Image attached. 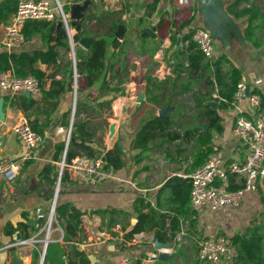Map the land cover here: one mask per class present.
Instances as JSON below:
<instances>
[{
    "label": "trees",
    "instance_id": "1",
    "mask_svg": "<svg viewBox=\"0 0 264 264\" xmlns=\"http://www.w3.org/2000/svg\"><path fill=\"white\" fill-rule=\"evenodd\" d=\"M258 1L234 0L228 7V11L237 19L246 18L250 21L254 17L246 35L264 15V8L261 6L259 8ZM19 2L20 0H0V26L9 21L12 14L16 12ZM134 2L135 0H124L120 10L90 9L78 24L71 25V36L65 32L63 24L61 27L59 26L61 23L59 18L53 20L28 19L23 26L26 42L39 35L42 44V48L35 49L32 53L24 49L25 44L20 49L9 50L0 43L5 49L0 52L1 70H12L16 76L21 77L32 75L38 78L43 85H46L47 80L51 79V85L44 90L41 100L35 96L27 97L24 93L5 95V110L8 107L22 110L32 128L45 135L46 128L49 127L52 115L59 108L61 100L74 93L77 74L78 83L79 81L83 83L77 88L76 109L67 156L69 159L77 155L102 157L105 165L113 167L116 173L124 167V148L119 140L111 148L97 143L95 137L100 124L96 122V118L103 116V109L111 108L115 99L126 95L125 82L128 72L124 73L125 55L128 53L127 45L131 43L125 35L126 32L117 36V29L120 25L127 23L126 20H123L125 14L127 19L136 16L133 13ZM159 3L160 0H153L145 4V9L156 12ZM65 10L68 11L69 7L65 6ZM193 11L194 14L182 23L179 24L177 21L172 23L174 28L170 36L171 45L164 50V60L172 67V74L162 80L152 74L147 76L146 101H142L141 105L150 103L153 108L151 114L143 120L142 126L137 130L130 144V150H138L132 156L136 163L144 161L150 153L161 150L171 161L182 162L181 169H184L190 156V153H186V151L199 131V120L205 111L190 161L192 164L195 160L193 169L201 166L213 152L216 137L221 136L224 132L223 119L218 113L212 115L214 107L210 102H218L216 111L235 109V94L238 84L243 79V72L235 64L230 68L234 63L230 58L220 81V63L227 62L222 58L216 65L218 70L216 69L212 74L211 64L205 59L193 40V30L186 32V28L193 25L196 19L197 6H194ZM166 13H161V16ZM149 15L151 16L152 13ZM90 20H95L99 29L89 28ZM144 21L145 19H140V22ZM263 21L264 19L259 21L248 36V40L257 48L264 44V35L261 30ZM162 24H164V18L161 17L159 24L153 25L152 28L157 30ZM84 37L93 38L87 48L80 44ZM148 39L150 37L145 40L141 39L144 42L143 48ZM72 50L76 53V64L70 56ZM155 52V49H150L152 55ZM119 61L123 62L116 72L115 67ZM41 64H46L47 70L51 71L48 73L47 70H43ZM229 68L228 77L227 70ZM197 73H200L198 78H196ZM57 75H61V77L58 78ZM202 77L206 78L210 85L206 92L200 85ZM217 90L219 93L217 92L216 99L214 94ZM189 93L191 94L190 99L185 97ZM252 93L262 96V109L264 110V94L259 90H253ZM192 100L194 106L200 111L189 113L190 119L183 121L187 114L186 111L194 108L190 104ZM168 107L166 116L160 115L157 111V109ZM72 110L73 106H69L63 112L59 123L66 130L70 127ZM40 114L44 116L43 120L40 118ZM210 118L212 120L208 125ZM172 144L175 146L174 149L171 148ZM65 146L66 140L56 144L55 160L62 158ZM29 161L31 160H27V162ZM56 170L57 166L53 164H48L44 168L47 175L55 173ZM182 180V177L178 175L170 177L156 190L153 196L154 205L152 201L141 195L134 200L132 209L136 214L131 215V218H137L138 224L130 227L124 225L123 229H120L124 232L123 243L135 240L136 234L146 232L155 226L161 228L156 231L155 237L161 242H171L176 233L181 231L184 219L190 220V231L195 230L200 223L199 216L191 207L190 186L186 185L184 190L182 187L179 188ZM100 181L103 180L91 182ZM76 183L80 182L68 181L65 187ZM238 187L232 186V189ZM240 187H246V180ZM166 195L171 196L165 204ZM176 202L177 205L173 208L172 213L165 214L168 211H163L164 207L171 208ZM159 208H161L160 211ZM59 212L62 217L64 234L62 241L57 240L50 243L48 254L44 260L47 264H93L89 257L90 254L87 251L79 250L78 247V244L92 238L86 227L82 226L83 216L98 214L105 217L106 212L110 216L125 213L118 207L81 209L71 201H65L63 206H60ZM28 226L26 222H20L17 226L8 223L5 232L7 235L14 236L19 231L22 237H28ZM195 235L201 239V233ZM228 239L238 250V256L233 264H264V226L257 223L255 217L252 224L247 226L244 231L236 232ZM194 241L196 258L192 264H211L201 257L199 243ZM141 263L142 259L135 260V264Z\"/></svg>",
    "mask_w": 264,
    "mask_h": 264
},
{
    "label": "crops",
    "instance_id": "2",
    "mask_svg": "<svg viewBox=\"0 0 264 264\" xmlns=\"http://www.w3.org/2000/svg\"><path fill=\"white\" fill-rule=\"evenodd\" d=\"M223 1L225 3V8L228 10L229 5L234 0H223ZM73 2L75 3L76 0H68V4L73 3ZM262 2L263 0H259L257 2V5L259 6V8ZM195 6H197L196 19L193 22V25L191 26L192 27L194 26L206 27L204 17L202 13L199 11L197 0L195 3ZM193 14H194V11H192L191 15ZM263 17L260 18L259 21L263 20L264 19ZM234 18L241 24V29L245 36L247 30L249 29L251 20L254 17L250 21H248L246 18H243V19H246V22H248L246 25H243V21H242L243 19H237L236 17ZM6 24H2L0 26V38L4 35ZM256 24L253 26L251 30H249V32L246 35L245 42H247L248 44H252L248 40V36L250 32L253 31ZM243 27L245 28L244 30H243ZM239 42H240L239 39L234 37L232 45L229 47H225L221 43V41H216V48L218 49L219 53L225 57L224 60L227 61L224 64V66H227L231 58V60L234 63L231 64L230 68L234 64L238 66L243 72L242 81L247 83L248 86L251 87L252 91L259 90L261 91V93L264 94V58H262L258 62H256L257 60L254 61V59L252 63H249L247 61L240 62L241 61L240 59H244V60L246 59V56L244 57L243 55H246L247 52L249 51H246L243 48V44L245 42L243 44H240ZM182 45L184 44L182 43ZM263 46L264 44L261 47L257 48L253 45L251 49H254L257 54H262L264 52ZM38 48H42L39 35H36L31 41H27L24 45V49L31 53L35 49H38ZM4 50L5 49L0 45V52ZM163 60H164V55H163ZM41 67L43 70H47L46 64H41ZM49 71L51 70H47L48 73ZM170 74H172V72ZM57 77L60 78L61 75H57ZM221 78L222 76H220V81H221ZM50 85H51V79L47 80V83L45 86L46 88H49ZM130 86L136 87L134 82L131 83L129 85V93L135 90V88L134 90H132ZM126 92H127V86H126ZM141 94H144L142 101L143 102L146 101L145 90L141 89L137 92V94H133L131 98H130L131 94L130 96H128V93H126L125 96H119L118 99H115V101L112 104L114 115L117 118V119H113L114 120L113 122H116L115 133H116L117 138L115 142L119 140L124 148V154H123L124 167L121 170H119L118 173H116L119 179H107V180H103L100 182L76 183L75 185L65 187L68 181H75L69 178V176L67 175L64 178V182L62 186V194L60 197L61 206H63V203L65 201H71L75 203L81 209H86L88 207L90 208H111V207L120 208L118 205L113 204V200L116 198V195L125 194L123 199L125 200L129 199L134 202V200L140 196V194H137V193H141L140 191H142V189H146V192L151 191V193H148V194H152V196H154L156 192V188L158 189L159 187H161L170 177L174 175H178L182 177L183 180L180 186L182 187L183 190L186 187V185H189L187 183H184L183 181L185 180V178H187V174H189L192 170L195 169V168L193 169V164L195 160L192 164L190 161H191V156L193 155V150L195 148L196 141L199 136L200 123L204 117L205 111L201 114V117L199 120V125H198L199 131L195 139L192 141V144L189 145V149L186 151V153H190V156L186 164V167L184 169H181L182 162L171 161L168 157L165 156V153L161 150L150 153L149 157L146 158L144 161H142L141 163H136L133 161L132 156L135 153H137L138 150H130V144L133 138L135 137L137 130L142 126L143 120L149 116V115L148 116L146 115L142 117L141 115L142 110L144 108H147L148 110L151 107V106L149 107L150 103H148V105H143V106L141 105L142 101L141 102L138 101ZM5 95H12V94L9 92L0 90V97H4ZM74 96H75L74 93L71 95L65 96L61 100V104L59 108L52 115V121L49 127L46 128V134H45L47 137L46 146L42 150L39 158L36 160H31L29 162L22 161L21 159L22 144L20 140L17 138V136L13 133V131H11L12 126L18 119L20 118L27 119L24 112L20 109H14V108L8 107L6 108V120L5 121L0 120V160L18 162V165H20L18 175L12 182H7L5 179H2L0 183V264H14L13 263V252H11L13 250L8 252L4 249L9 248L10 243L14 241V239L17 237V234L20 233L18 231L15 233L14 236L7 235L5 232L6 225L8 223H11L14 226H17V224L20 222H26L29 225L27 231L29 232V235H30L36 230V226H35L36 221L35 223L31 222V219L29 218L30 212L38 206H41L44 209H47L50 205L54 186H55L57 175L59 172L58 163L60 160H55V157H54L55 152H56V144L60 141L66 140L65 138L66 135L64 133L67 132L65 127H62L59 123L61 121L63 112L69 106L74 105ZM35 97L38 100H41L42 96H35ZM121 99H123L122 106L120 110L117 111L114 108V104L116 101L121 100ZM131 99H132V104L129 107L125 106L128 100H131ZM217 105L214 107V111L212 115L218 113L221 115L223 119V116H224L223 112L230 111L233 115V118L232 120H230L228 132H226V126L222 120L224 132L221 136L216 137L215 143L219 142L222 144L225 157L228 160L244 161L245 155H246V144L243 141L237 138H234L233 133H232L233 126L235 125V121L237 118L236 109H233V110L222 109V110L216 111L215 108L217 107ZM123 109L125 111L124 113L122 112ZM43 117L44 116L40 114V118L42 120H43ZM99 118H103V116H100ZM118 118H120V120ZM137 118H140V121H139V125L136 127V125L134 124V121ZM97 119L98 118H96V120ZM210 120L208 122V125L210 124ZM201 146H202V143H201ZM174 147H172L171 145L172 149H174ZM160 159H162L163 162H167V163L169 161L179 163L180 168L178 172L185 170V173L184 174L172 173L171 175H168L163 181H159V182L157 181V184H149L150 182L149 183L147 182L145 183L146 185H149L147 188V186L142 185V183L149 177L148 175L151 174L152 170H154V166H157V162H155L154 160L159 161ZM48 164H53L57 166V170L55 173H52L50 175L46 174V172L44 171V168ZM151 181H153V179ZM146 195L141 194V196L143 197H145ZM170 196L171 195H169V197L168 195L165 196V198L167 199V200L165 199V204L167 203ZM248 198H250L251 201H254L255 193L253 194L251 192ZM177 202L172 206L173 208L177 205ZM153 205H154V202H153ZM160 209L161 208H159V211ZM250 209H251L250 206L245 205L242 209L241 208L239 209L238 213L241 212L242 214H244L245 211L250 210ZM172 210L170 211V208L167 206H165L163 209V211H170L169 213H172ZM220 210L213 211L212 213L206 216H208V218L213 220V214L218 215V212H222L220 215H222L223 217H227L225 215L227 211H222V209ZM209 212L210 210H208V213ZM165 214H168V213L166 212ZM84 216H88V215H84ZM84 216H83V219H84ZM200 219L201 218H199V221ZM205 219L206 218L203 217L202 223L201 224L199 223L197 227L195 228V230H192L191 232L197 231V234H200L199 232L202 230V227L205 225L207 221ZM221 221H224V220H221ZM167 222H169V220ZM86 229L92 235V238L89 241L78 244V247H79V250H82V251H88L91 249H99V251L96 250L97 254H94L95 260H92L93 264H135L136 259H142L141 264H159V261H158L159 258L152 256L149 259H146V257L143 256L145 253L150 254L153 252L152 245L147 244V245H137L134 247H126L125 246L126 244L123 243L124 242V232L121 231L120 229L113 231V232L100 231V230H96L88 226L86 227ZM150 230L151 229H149L148 231ZM146 232L136 234L135 241L141 238L143 235H145ZM155 234L156 232L154 233V238H156ZM191 235L195 236V234H191ZM21 238H22V234H21ZM127 243H130V241H127ZM168 245L169 247H171V244H168ZM109 246H114V249H110ZM193 248L195 251L194 245H193ZM15 249L18 250V254L17 253L16 254L18 258L21 260L22 264H37L38 252L33 250L31 246H20ZM165 252H170V250L165 248ZM8 254L10 256H8ZM195 258H196V251H195ZM195 258H193L192 262H194Z\"/></svg>",
    "mask_w": 264,
    "mask_h": 264
},
{
    "label": "built area",
    "instance_id": "3",
    "mask_svg": "<svg viewBox=\"0 0 264 264\" xmlns=\"http://www.w3.org/2000/svg\"><path fill=\"white\" fill-rule=\"evenodd\" d=\"M59 18L68 34L72 35V17L70 10L66 11L60 0H20L18 8L6 24L4 35L0 43L9 50L20 49L26 43L23 26L28 19ZM193 30V40L205 59L211 64L213 71L218 70L217 63L225 59L216 48L209 30L203 26L193 28L189 26L186 32ZM73 46V45H72ZM72 60L76 64V53L72 50ZM70 53V54H71ZM227 66L220 63V74L223 75ZM230 69L227 70L229 77ZM74 85V94L77 95L79 83ZM249 92L247 93V88ZM46 86L32 76H16L12 70L0 69V90L13 95L29 91L31 96H42ZM76 103L73 105L75 112ZM235 109L237 118L233 126V136L246 144L244 161H230L225 157L222 144L213 145V152L204 164L187 174L183 181L189 184L191 193V207L194 212L203 218L213 211L220 209H239L244 203L245 190L254 189L256 182L264 181V110L260 95L252 93L247 83L241 81L235 94ZM212 118V117H211ZM212 120V119H211ZM210 120V122H211ZM22 144V161L36 160L46 146V135L35 131L27 119H18L11 128ZM71 129H68V133ZM69 145L65 146L62 158L59 161V172L53 190L52 199L47 209L41 206L30 212L29 218L35 223L36 230L28 237L15 238L10 245L25 244L38 252L37 264L45 263L50 243L63 235L62 217L59 212L60 197L64 178L80 183L105 179H119L113 167H107L102 157H88L77 155L69 159ZM18 162L0 160V183L2 179L12 182L19 172ZM246 180V187H240ZM262 184V183H261ZM263 185V184H262ZM232 186H239L232 189ZM208 210L210 212L208 213ZM190 220H182V229L174 237L172 249L183 236L197 234L191 232ZM198 237V235H195ZM200 246L201 257L211 264H233L238 256V250L228 237L218 235L214 240L207 237L196 239Z\"/></svg>",
    "mask_w": 264,
    "mask_h": 264
},
{
    "label": "rangeland",
    "instance_id": "4",
    "mask_svg": "<svg viewBox=\"0 0 264 264\" xmlns=\"http://www.w3.org/2000/svg\"><path fill=\"white\" fill-rule=\"evenodd\" d=\"M64 6H68L69 10L71 5L75 3H84L85 0H76L74 3L68 4V0H60ZM153 0H135L134 2V9L133 13L136 15L133 18L127 19V15L125 14L123 16V20H126L127 23L123 25L122 27V32H126V37L129 38L130 43L127 45L128 48V53L125 55V63H126V68L125 72H128V77L126 78V86H127V92L128 96L130 98L132 97L133 94H137V92L141 89H146L147 86V76L149 74H152L153 76L158 77L160 80L164 79L168 74L173 72L172 67H170L165 60H163V55H164V50L171 44L170 36L173 33V21H177L179 24L185 21L193 11V8L195 6V0H160V3L158 5V9L156 12H151L150 10L147 11L145 9V4L152 2ZM260 3V2H259ZM67 4V5H66ZM124 4V0H91V4L88 7L87 11L85 14L88 13V11L91 10H120ZM261 7L264 8V0L262 4L260 5ZM167 12L166 14L161 16V13ZM149 13H152L150 16ZM161 17L164 18V24H162L160 27L157 28V30H154L152 28L153 25H158L159 22L161 21ZM143 18L145 19L144 22H140V19ZM264 18V17H263ZM237 21V20H236ZM243 25H246L248 22H246V19H243ZM89 28L92 30H97L99 29L97 23L95 20H90L88 22ZM147 28L151 29L154 31V34L152 35H144V30ZM245 28L243 27V30ZM262 30V35H264V21L261 26ZM118 31V29H117ZM150 37L148 41L146 42L144 48L142 45L144 44L142 40H145L146 38ZM155 49L156 52L154 55L150 53V49ZM264 48V46H263ZM145 52H144V51ZM72 54L70 56L72 57ZM244 57L246 56V59H240V62H249L252 63L253 59L254 61L258 62L262 58H264V52L262 54H257L254 49H251L249 52H247L246 55H243ZM123 61H119L116 64L115 70L117 71L120 64ZM50 72V71H49ZM214 74V71H212ZM200 76V73L196 74V78ZM221 76V75H220ZM135 83L136 87L130 86L132 90H135L131 93H129V85L131 83ZM82 81H79V86H82ZM200 85L204 87L203 91L206 92L208 88H210V85L207 82V79L202 77ZM186 98H191V94H186ZM118 99V98H117ZM132 104V99L128 100L127 104L125 106L129 107ZM192 106H194L193 100L190 102ZM151 106V107H150ZM153 105H149V109L144 108L142 110V117L148 116L151 114L152 107ZM159 112L160 109H157ZM200 111L198 110L197 107L194 106L193 109L187 110L186 111V117L183 118L184 120L190 119L188 116L189 113L191 112H196ZM124 113V109L122 110ZM224 116H223V123L226 126V132L229 131V123L230 120H232L233 115L230 111H224ZM97 123H99V128L97 135L95 137V140L97 141L98 144L101 145H106L107 147H112L114 145V142L116 140V133L113 137H110V124L114 121L113 119H117L114 115L113 112V107L111 105L110 107H105L103 109V118L97 117ZM120 120V118H118ZM140 118H137L134 121V124L136 127L139 125ZM181 129V128H180ZM66 135V139L68 136V130L67 132L64 133ZM172 147L174 145L172 144ZM157 162V166H154V170H152L151 174L148 175L149 177L143 181L142 185L148 186L145 183L149 184H157V181H163L168 175H171L172 173H179V174H184L185 170L179 171L180 164L177 162H163L162 159L159 161L154 160ZM163 162V163H161ZM153 179V181H151ZM263 185H262V184ZM181 184V183H180ZM139 185V184H138ZM181 187V186H180ZM157 190V188H156ZM154 191V190H153ZM152 191V192H153ZM141 193L137 194H143L146 195L145 197L148 200L153 201L154 198L151 193V191L146 192V189H142L140 191ZM255 193V199L254 201H251L249 197L250 193ZM172 195V194H171ZM125 194H119L116 195V198L113 200L114 205H118L120 209L124 210V214H119V215H113L110 216L109 213H105L104 216H100L98 214H93L92 216H84L82 226L83 227H92L96 230L100 231H105V232H113L119 229H123L124 225H129L128 227L134 225L136 221L138 220L137 218H131V215H135L136 212L133 211L132 209V204L133 201L131 200H125L123 199ZM151 196V197H150ZM264 181L263 182H256L254 184V189L248 187L245 190V199L244 203L242 204L241 209L247 205L250 206L251 209L245 211L244 214L241 212L238 213L239 209H222V211H227L226 216L223 217L220 215L222 212H218V215L213 214V220L208 218V216L203 215L202 217L206 218L205 220L206 223L202 227V230L199 232L201 233V238L207 237V240H214L218 235H224L226 237H230L236 232H242L246 229L247 226L252 224V220L255 219L257 220V223H260L264 226ZM169 197V195H168ZM166 199V198H165ZM167 200V199H166ZM90 208V207H88ZM173 208V207H172ZM170 208V211L172 210ZM168 211L167 213H169ZM221 211V210H220ZM247 215V216H245ZM224 220V221H221ZM168 221V220H167ZM202 223V218L200 219V224ZM160 230V227L156 226L153 227L150 231L146 232L145 235H143L141 238L130 241V243H125L126 247H134L137 245H152L153 246V252L150 254H144L143 256L146 257V259H149L152 256H155L156 258H159L160 253H165L168 256L165 258H159V264H192L193 258H195V251L193 248L194 245V240L197 239L194 235H185L182 238L181 242H178L176 246L172 249V245L174 241L170 242L172 245L171 247L166 246L170 252H164L161 250L160 247L157 248L155 245L156 241L158 239L154 238V233L156 231ZM207 233V234H206ZM194 236V237H193ZM154 238V239H153ZM159 241V240H158ZM153 243V244H152ZM169 243V242H168ZM6 251H11L9 248L4 249ZM96 250L99 251V249H91L88 250L87 252L90 255L97 254ZM13 252V251H11ZM8 256H10L8 254Z\"/></svg>",
    "mask_w": 264,
    "mask_h": 264
},
{
    "label": "water",
    "instance_id": "5",
    "mask_svg": "<svg viewBox=\"0 0 264 264\" xmlns=\"http://www.w3.org/2000/svg\"><path fill=\"white\" fill-rule=\"evenodd\" d=\"M198 2V8L199 11L202 13L205 23H206V29L209 30L212 39L215 41H221V43L225 47H229L232 45L234 37L238 38L239 41H241L244 38L243 31L241 29V24L236 21L234 16L225 8V3L223 0H197ZM91 4V0H85L84 3H75L71 5L70 7V13L72 17V24L76 25L78 22L84 17L85 12L87 11L88 7ZM59 26H62V23H59ZM123 25H120L117 31V36H121ZM67 34L68 32L65 31ZM154 34V31L147 28L144 30V35H152ZM93 41L92 37H84L80 41V44L84 47H89L91 42ZM253 47L252 44H248L245 42L243 44V48L246 51H250V49ZM249 92V87L247 88V93ZM24 95L27 97H31V94L29 91H25ZM144 97V94L140 95V98L138 101H142ZM74 103H76V94L74 96ZM217 105V102L215 103V106ZM168 108L160 109L159 114L162 116H166ZM74 110H72V116H71V122H70V129L72 132V126L74 122ZM0 120L5 121L6 120V110H5V99L4 97H0ZM116 130V122H112L110 124V137L112 138L115 135ZM71 132L68 133L67 139H66V145H69L71 140ZM135 224H138V220ZM17 238H21V234H17ZM171 244L170 242H161L156 241L155 245L160 247L161 245H168ZM172 245V244H171ZM110 249H114V246H109ZM168 255L165 253H160L159 258H165ZM91 260H95L94 255H90ZM13 263L14 264H22L21 260L18 258L15 251H13Z\"/></svg>",
    "mask_w": 264,
    "mask_h": 264
},
{
    "label": "bare ground",
    "instance_id": "6",
    "mask_svg": "<svg viewBox=\"0 0 264 264\" xmlns=\"http://www.w3.org/2000/svg\"><path fill=\"white\" fill-rule=\"evenodd\" d=\"M245 39H246V37L244 36V38L239 42L240 44H243L244 42H245ZM217 92H218V90L216 91V93L214 94V97H216L217 98V96H218V94H217ZM123 99H121V100H118V101H116L115 102V104H114V108H115V110H117V111H119L120 110V108H121V106H122V101ZM215 103L216 102H214V101H212V102H210V104L213 106V107H215ZM63 234H64V231H63ZM62 238H63V235L60 237V238H58V239H56V240H54V241H57V240H60V241H62ZM20 246H27V245H25V244H15V245H9V248L11 249V248H17V247H20ZM165 247H166V245H161L160 246V248H161V250H163L164 252H165ZM13 251H15L17 254H18V250L17 249H15V250H13Z\"/></svg>",
    "mask_w": 264,
    "mask_h": 264
}]
</instances>
